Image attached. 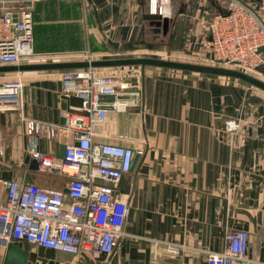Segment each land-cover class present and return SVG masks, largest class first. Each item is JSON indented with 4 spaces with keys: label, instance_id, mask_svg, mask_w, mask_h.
Instances as JSON below:
<instances>
[{
    "label": "crops",
    "instance_id": "1",
    "mask_svg": "<svg viewBox=\"0 0 264 264\" xmlns=\"http://www.w3.org/2000/svg\"><path fill=\"white\" fill-rule=\"evenodd\" d=\"M241 1L257 8L264 0ZM173 2L165 30L148 19L147 0H39L34 51L45 61L34 64L88 61L75 59L87 53L91 61L202 56L208 22L223 6ZM101 70L125 76L130 88L119 100L129 107L110 115L103 133L112 137L96 142L146 151L115 188V198L128 205L125 236L111 255L14 242L29 253L28 264H208L210 253L226 250L228 229L247 231L249 258L264 264V91L234 78L159 67ZM61 71L0 73V85L24 84L23 110H0V204L6 180L57 190L70 181L32 169L27 133L29 121L58 128L54 139L38 138L36 146L61 157L69 142L62 129L67 115L82 103L63 95ZM229 120L240 122L238 134L225 131ZM6 252L0 246V264Z\"/></svg>",
    "mask_w": 264,
    "mask_h": 264
},
{
    "label": "built area",
    "instance_id": "2",
    "mask_svg": "<svg viewBox=\"0 0 264 264\" xmlns=\"http://www.w3.org/2000/svg\"><path fill=\"white\" fill-rule=\"evenodd\" d=\"M38 1L0 0V66L45 61L34 51V4ZM147 1L150 15L162 21L173 19V0ZM213 1L223 7L208 22V32L202 40L207 58L247 74H264V1L257 8L241 0ZM75 59L91 61V56L87 53ZM123 78L96 68L61 71L63 95H74L82 102L79 111L67 115L62 128L69 137L65 157L45 155L36 146L38 138L54 139L58 128L29 121L27 133L32 138L30 151L39 172L70 181L63 190L22 180L3 181L6 200L0 204V246L27 242L72 255H111L116 250L125 236L128 205L115 198V188L131 171L135 157L146 152L143 148L96 142L101 136L112 137L110 132L103 133L110 115L129 107L119 100L123 90L130 88ZM23 89L20 80L0 85V110L22 111ZM241 128L237 120L225 124V131L231 135L238 134ZM225 238L226 250L210 253L208 264H256L248 256L247 231L228 229Z\"/></svg>",
    "mask_w": 264,
    "mask_h": 264
},
{
    "label": "water",
    "instance_id": "3",
    "mask_svg": "<svg viewBox=\"0 0 264 264\" xmlns=\"http://www.w3.org/2000/svg\"><path fill=\"white\" fill-rule=\"evenodd\" d=\"M149 20L154 21L158 27L167 30L169 27V20L163 22L158 16L149 15ZM264 49H262L263 51ZM141 67L142 70L146 67H159L183 72L207 74L214 76L229 77L246 82L256 88L264 91V82L250 76L247 73L214 66H205L184 62H176L171 60H162L156 58H131L119 60H92V61H76V62H58V63H41V64H22L14 66H0V73H14V72H32V71H55V70H71V69H87V68H115V67ZM64 147L61 152V157H65ZM140 157L136 156L132 165L135 168ZM32 169L39 171V164L36 160L32 161ZM29 253L24 251L22 245H14L10 243L7 246V252L3 264H28Z\"/></svg>",
    "mask_w": 264,
    "mask_h": 264
},
{
    "label": "rangeland",
    "instance_id": "4",
    "mask_svg": "<svg viewBox=\"0 0 264 264\" xmlns=\"http://www.w3.org/2000/svg\"><path fill=\"white\" fill-rule=\"evenodd\" d=\"M205 54H207V53L203 52L202 56H191V58L190 57H186V58L182 57L185 60H175V57H170V56L163 57V56L149 55L148 57L161 58L163 60H171V61H176V62H184V63L198 64V65H205V66L222 67V68H228V69L241 71L240 69H238L235 66H230V65L228 66V65H224L220 62L213 61V60L207 58L208 55H205ZM104 72H106V71H104ZM249 75L264 82V74L263 73H250Z\"/></svg>",
    "mask_w": 264,
    "mask_h": 264
}]
</instances>
